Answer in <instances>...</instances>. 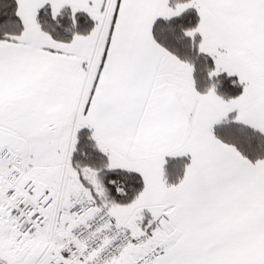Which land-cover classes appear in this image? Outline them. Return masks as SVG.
<instances>
[{"label":"snow or ice","instance_id":"6c2138e0","mask_svg":"<svg viewBox=\"0 0 264 264\" xmlns=\"http://www.w3.org/2000/svg\"><path fill=\"white\" fill-rule=\"evenodd\" d=\"M0 264H264V0H0Z\"/></svg>","mask_w":264,"mask_h":264}]
</instances>
